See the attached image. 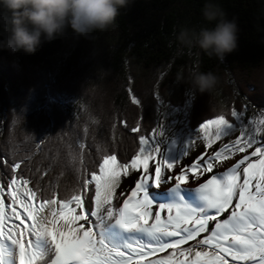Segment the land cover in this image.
<instances>
[{
  "label": "trees",
  "instance_id": "trees-1",
  "mask_svg": "<svg viewBox=\"0 0 264 264\" xmlns=\"http://www.w3.org/2000/svg\"><path fill=\"white\" fill-rule=\"evenodd\" d=\"M185 1L136 0L95 40L69 27L51 42L42 37L35 54L0 50V183L6 186L11 166L21 163L17 175L29 187L69 196L102 155L131 161L139 138L156 128L161 101L182 108L190 100L191 130L219 115L233 121L232 111L244 113L246 103L264 110V73L257 71L264 67V0H212L240 28L238 51L223 62L198 47H178ZM190 1L203 18L208 0ZM197 73L218 78L210 94L190 90ZM93 194H87L89 207Z\"/></svg>",
  "mask_w": 264,
  "mask_h": 264
},
{
  "label": "snow or ice",
  "instance_id": "snow-or-ice-1",
  "mask_svg": "<svg viewBox=\"0 0 264 264\" xmlns=\"http://www.w3.org/2000/svg\"><path fill=\"white\" fill-rule=\"evenodd\" d=\"M132 103L139 101L133 97ZM231 115L241 120L236 110ZM139 130V125L132 129ZM236 131L237 124L224 115L198 129L209 148ZM194 143L188 141L173 156L161 150L154 130L150 138H139V151L129 163L115 154L102 155L97 170H85L63 198L55 188L49 196L39 185L29 187L31 181L17 175L21 163L13 164L11 179L6 186L0 183V264H264V143L241 126L239 138L170 175ZM248 149L254 150L223 173L194 189L184 187L188 173L199 180ZM150 160L155 161L153 172ZM136 172L134 186L125 191L123 180ZM173 180V186L160 191ZM186 192L193 194L191 201Z\"/></svg>",
  "mask_w": 264,
  "mask_h": 264
},
{
  "label": "clouds",
  "instance_id": "clouds-1",
  "mask_svg": "<svg viewBox=\"0 0 264 264\" xmlns=\"http://www.w3.org/2000/svg\"><path fill=\"white\" fill-rule=\"evenodd\" d=\"M136 0H0V50L11 54L19 51L32 55L37 52L42 37L51 42L71 28L79 37L95 40V33L113 27L121 10L128 9ZM202 15L215 27H183L175 40L188 48L198 47L209 57L221 62L226 54L238 51L240 28L237 18H227L217 3L208 0ZM102 71H107L102 69ZM257 71L264 73V67ZM213 73L194 74L189 83L191 91L210 94L217 86ZM264 84V82H262Z\"/></svg>",
  "mask_w": 264,
  "mask_h": 264
},
{
  "label": "rangeland",
  "instance_id": "rangeland-1",
  "mask_svg": "<svg viewBox=\"0 0 264 264\" xmlns=\"http://www.w3.org/2000/svg\"><path fill=\"white\" fill-rule=\"evenodd\" d=\"M180 24L181 27L194 28L197 31L204 27L205 21L204 19L195 13V7L190 0H186L182 7L180 8ZM178 47L180 49H184L190 51L192 48L185 47L178 43ZM191 108V101L188 102L182 108H176L170 106L167 103L160 102V115L155 130L157 139L161 141V150H171V154L173 156L179 155L187 142L195 139L194 145L190 148L188 156L184 157L177 166V170H174L170 175H178L182 168L186 169L191 166V164L195 163L201 156L207 158L208 154H213L216 151H219L220 147L224 144H230L232 140L239 138V132L241 130V126L244 130H246L247 134L254 135L256 139L260 140L264 143V110L256 109L255 107L246 103V109L244 113H239L241 115V120L237 121L233 117L232 123L237 124V131L234 132L229 137H223L221 140H217L212 146L209 148L206 145V142L202 139V133H198V129L191 130L188 126V115ZM161 125H163L164 137L159 136V132L161 131ZM259 130V131H257ZM154 132V131H153ZM153 133L151 134V136ZM150 136V137H151ZM149 137V138H150ZM174 142V143H173ZM258 146V145H257ZM254 149H248L245 153H238L234 155L231 159L225 160L219 166L213 168V172L204 173L200 176L199 180H196L191 173L189 175V183L184 185V187L188 189H194L200 183L205 182L207 179L211 177L212 174H219L226 171L229 167L235 165L239 159L243 158L245 155H250L251 151ZM158 159V158H157ZM253 160L256 158L253 157ZM153 161H149L152 163ZM203 164V161H200ZM175 167V166H174ZM139 172L132 173L129 177H135ZM204 177V178H203ZM124 183V180H123ZM123 183L121 187L123 186ZM175 184V180L171 182V184L162 185L161 191H166L169 187ZM119 191V189H118ZM185 199L191 201L194 197L192 193L186 192L184 193ZM7 202V198H6ZM193 243V242H192ZM189 245H184V247H188Z\"/></svg>",
  "mask_w": 264,
  "mask_h": 264
},
{
  "label": "bare ground",
  "instance_id": "bare-ground-1",
  "mask_svg": "<svg viewBox=\"0 0 264 264\" xmlns=\"http://www.w3.org/2000/svg\"><path fill=\"white\" fill-rule=\"evenodd\" d=\"M154 163H155V161H153L152 163H150V165H149V170H150V172H153L154 171ZM179 167H180V165H179ZM177 166H175V167H173V169H172V171H171V173L174 171V170H177ZM142 171V170H141ZM139 175H140V173H138L135 177H127V178H125L124 179V183H123V186H122V188L125 190V191H128L131 187H133L134 186V182H135V179L136 178H138L139 177ZM204 178V177H203ZM196 187V186H195ZM161 191V190H160ZM162 192V191H161ZM193 195V194H192ZM227 215V213H225V216ZM221 219H223V217H221ZM211 226L212 225H209V227L211 228ZM203 235H206V234H202V236ZM190 244L192 243V242H189ZM171 250H169V252H170ZM168 253H159L158 255H160V256H166Z\"/></svg>",
  "mask_w": 264,
  "mask_h": 264
}]
</instances>
